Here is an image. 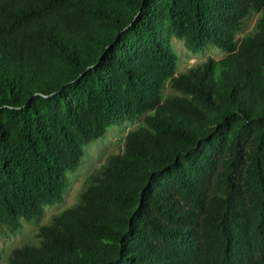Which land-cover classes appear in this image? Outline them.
I'll return each mask as SVG.
<instances>
[{
    "label": "trees",
    "instance_id": "obj_1",
    "mask_svg": "<svg viewBox=\"0 0 264 264\" xmlns=\"http://www.w3.org/2000/svg\"><path fill=\"white\" fill-rule=\"evenodd\" d=\"M140 117L7 264H264V0H0V243Z\"/></svg>",
    "mask_w": 264,
    "mask_h": 264
},
{
    "label": "rangeland",
    "instance_id": "obj_2",
    "mask_svg": "<svg viewBox=\"0 0 264 264\" xmlns=\"http://www.w3.org/2000/svg\"><path fill=\"white\" fill-rule=\"evenodd\" d=\"M257 16L256 13H251L245 18L243 30L237 34V38L253 28ZM172 43L179 57L177 64L178 72L204 61L207 56L220 58L224 54V51L216 46H209L203 51L193 54L186 48L182 39L173 38ZM166 92L170 93V90L166 89ZM141 122L142 118L140 117L135 120H127L120 126H112L103 137L88 143L84 147L85 154L79 167L74 172L68 174V185L63 193L62 200L53 205L45 206L39 217L31 221H23L22 228L18 232L0 243V264H7L8 255L16 245L21 242L34 241L39 225L47 223L54 214L74 205L78 201L79 192L87 178L101 168L110 154L121 151L126 133L139 126Z\"/></svg>",
    "mask_w": 264,
    "mask_h": 264
}]
</instances>
